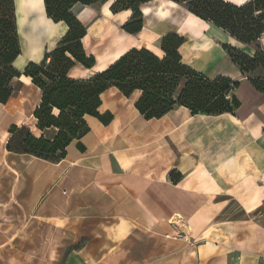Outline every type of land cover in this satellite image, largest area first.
Wrapping results in <instances>:
<instances>
[{"label":"crops","instance_id":"obj_1","mask_svg":"<svg viewBox=\"0 0 264 264\" xmlns=\"http://www.w3.org/2000/svg\"><path fill=\"white\" fill-rule=\"evenodd\" d=\"M111 4L71 8L96 61L89 69L76 63L70 78L89 79L133 48L163 58L161 39L175 33L185 38L186 65L240 82L229 95L240 106L216 116L176 107L146 119L136 108L141 91L126 97L112 87L98 110L112 121L86 116L89 132L50 162L7 149L13 125L38 137L54 133L37 128L41 89L15 78L14 94L0 103V264H264V94L223 45L254 51L170 0L142 4L143 28L128 33L132 11L113 13ZM15 9L22 48L15 68L22 42L40 23L50 30L25 63L38 64L69 28L47 16L44 0H15Z\"/></svg>","mask_w":264,"mask_h":264},{"label":"trees","instance_id":"obj_2","mask_svg":"<svg viewBox=\"0 0 264 264\" xmlns=\"http://www.w3.org/2000/svg\"><path fill=\"white\" fill-rule=\"evenodd\" d=\"M112 1L111 10L117 13L132 11L131 21L123 26L128 33L143 28L142 4L154 0H44L47 16L54 22H64L69 30L57 47L48 52L40 63H29L19 72L14 63L22 53L15 0H0V103L7 104L14 94L12 82L22 75L30 77L41 89V103L34 112L37 128L50 135L36 136L27 126L13 125L7 149L58 162L66 157L67 147L89 132L86 116L98 118L108 125L113 116L100 114L101 95L117 88L126 97L135 91L142 95L136 103L146 119H158L175 109L185 107L193 115L234 113L240 106L229 97L240 82L218 76L214 79L196 71L182 61L179 53L185 38L168 33L161 39L164 57L146 48H133L116 62L89 79H74L68 73L76 63L92 68L95 58L84 49L86 30L72 14L75 4L94 6ZM183 5L191 14L223 30L239 43L251 46L264 36V0H245L240 4L228 0H170ZM233 63L256 88L264 94V51L257 47L253 55L224 44ZM261 70L263 76L252 75ZM53 133V134H52ZM174 181L182 176L173 173Z\"/></svg>","mask_w":264,"mask_h":264},{"label":"rangeland","instance_id":"obj_3","mask_svg":"<svg viewBox=\"0 0 264 264\" xmlns=\"http://www.w3.org/2000/svg\"><path fill=\"white\" fill-rule=\"evenodd\" d=\"M228 1H231V2H233V3H236V4H240V2L242 3V2H244L245 0H228ZM29 20V16H27V21ZM32 32V31H31ZM44 32V31H43ZM43 32H38V33H31V35L29 36V37H32V38H30V40L32 41L31 42V44H33V46L35 47V45H40L41 43L43 44L44 42H45V40H46V38H47V36L49 35V33L47 34V33H45V35H44V33ZM47 35V36H46ZM21 42H22V40H21ZM258 46H260V48L264 51V36L261 38V40L257 43V44H253V45H251V52L252 51H255L256 49H257V47ZM22 47H23V57H20L19 58V60L17 61V63H16V68H17V70H21V69H23L24 68V66L25 65H28V64H25L26 62H27V60L29 59V57L25 54V51H26V47L25 46H23V42H22ZM25 56V57H24ZM31 63V62H30ZM252 75H254V76H257V77H260V76H263V72L261 71V70H259V71H256L255 73H253ZM29 126L31 125L32 126V124H31V119L29 120V122L27 123ZM33 130H34V128H33Z\"/></svg>","mask_w":264,"mask_h":264},{"label":"bare ground","instance_id":"obj_4","mask_svg":"<svg viewBox=\"0 0 264 264\" xmlns=\"http://www.w3.org/2000/svg\"><path fill=\"white\" fill-rule=\"evenodd\" d=\"M241 3V2H240ZM30 5V4H29ZM28 5V6H29ZM31 10H34L33 12H36L37 11V9H36V7H35V5L33 6V8L31 9ZM33 12H30L29 14H31L30 16L29 15H26V20H27V16H29V20L28 21H25V23H24V28H25V30H27V26H28V23H29V21H30V19H31V17H33ZM39 32H43L44 33V35H45V33H49V35H50V30H49V28L46 26V25H44V23H40V25H39ZM47 36V35H46ZM30 38L31 37H29L28 36V38H27V40H26V42H25V47H26V51H25V54L29 57V55H32V57H34L35 58V56L37 55L38 56V53H39V50H38V47H39V45L37 46V45H35V47L33 46V44H31V40H30ZM22 80L23 81H25V82H29V79L28 78H26V77H22Z\"/></svg>","mask_w":264,"mask_h":264},{"label":"built area","instance_id":"obj_5","mask_svg":"<svg viewBox=\"0 0 264 264\" xmlns=\"http://www.w3.org/2000/svg\"><path fill=\"white\" fill-rule=\"evenodd\" d=\"M179 237H183V234L182 233H178L177 234Z\"/></svg>","mask_w":264,"mask_h":264}]
</instances>
